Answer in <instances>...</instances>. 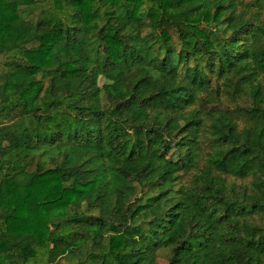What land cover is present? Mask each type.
I'll return each mask as SVG.
<instances>
[{"label":"trees","instance_id":"trees-1","mask_svg":"<svg viewBox=\"0 0 264 264\" xmlns=\"http://www.w3.org/2000/svg\"><path fill=\"white\" fill-rule=\"evenodd\" d=\"M0 55V264H264V0H0Z\"/></svg>","mask_w":264,"mask_h":264},{"label":"rangeland","instance_id":"rangeland-1","mask_svg":"<svg viewBox=\"0 0 264 264\" xmlns=\"http://www.w3.org/2000/svg\"><path fill=\"white\" fill-rule=\"evenodd\" d=\"M30 19H33L32 17ZM3 59V56L0 55V63ZM102 83V79L99 77L98 78V84H101ZM175 155V153H174ZM233 233V231H229V228H226L224 229V234L225 236H228V235H231ZM167 256H168V253L167 251H162L160 253H158V256L156 257V260H155V264H166V261H167Z\"/></svg>","mask_w":264,"mask_h":264}]
</instances>
